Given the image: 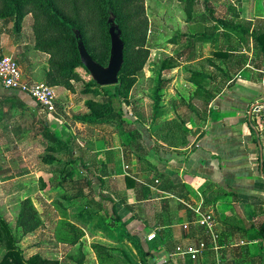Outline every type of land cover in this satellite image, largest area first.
<instances>
[{
	"label": "crops",
	"instance_id": "1",
	"mask_svg": "<svg viewBox=\"0 0 264 264\" xmlns=\"http://www.w3.org/2000/svg\"><path fill=\"white\" fill-rule=\"evenodd\" d=\"M239 10L235 16L214 20L210 31L193 33L189 69L204 73L208 80L194 101L200 114L185 116L196 128L189 141L170 146L157 139L148 125L152 116L142 120L135 116L131 121L139 130L131 135L145 148L142 159L119 132L72 118L71 113L87 99L77 90L55 85L56 110H51L0 81V140L15 139V153H5L7 157L0 161V173L6 172L0 175V190L16 185L20 198L31 196L48 223L49 218L55 220V212L62 216L54 205L55 197L70 190L65 216L84 233L80 245L59 244L60 248L46 243L36 250L53 252L67 247L72 254L81 249L84 258L80 263L71 257L63 261L65 256L58 260L61 264H101L92 242L115 244L113 236L127 231L139 235L150 250L145 264H264V138L257 120L259 115L264 117V0L253 5L243 1ZM11 27H1L0 53L19 63L24 81L46 82L50 55L35 48L30 23L24 22L19 30ZM204 33L208 37L203 38ZM182 67L172 69L178 72ZM175 99L177 106L180 102ZM50 130L68 147L49 151ZM49 153L59 161H45ZM65 168L75 174L60 185V172ZM14 173L19 176L10 179ZM172 183L183 187L165 189ZM201 198L204 208L218 219L217 249L205 229L192 223L194 214L183 202L198 204ZM91 210L111 219L110 226L96 228L93 222L74 217L77 211ZM185 223H190L188 229ZM45 226L32 232V237L50 233ZM156 229L157 237L148 240ZM200 240L206 241L207 248L197 259L176 253L178 245ZM43 256L53 258L52 253Z\"/></svg>",
	"mask_w": 264,
	"mask_h": 264
},
{
	"label": "trees",
	"instance_id": "2",
	"mask_svg": "<svg viewBox=\"0 0 264 264\" xmlns=\"http://www.w3.org/2000/svg\"><path fill=\"white\" fill-rule=\"evenodd\" d=\"M180 1L189 6L198 0ZM208 1L205 0L206 3ZM27 14L33 16L32 28L35 48L50 55L48 68L45 72L46 82L49 85H60L74 90L73 81L83 80L82 75L78 72L80 67L86 69L79 50L81 41L84 42L87 51L97 63L103 66L109 63L111 57L109 28L114 26V22L109 17L112 15L116 16L117 30L120 31L124 45V63L119 72V82L114 86L121 85L123 89H127V92H129L136 81L137 73L143 69L148 60L150 54V49L147 46L149 19L146 14L144 0H0V21L3 25H8L13 21L14 28L19 30L23 26ZM192 37L193 34L192 36L180 34L178 40L172 38L170 41L180 43L183 39L188 45H191ZM202 37H208L207 33L202 34ZM169 67L172 66L169 65ZM165 68L166 66L163 64L161 69ZM128 77L132 78V82L127 85ZM190 78L197 87L196 94H201L208 76L204 73L191 71ZM89 84L99 86L92 79ZM162 90L163 85H158L155 91L159 94ZM160 96L156 99L155 111L159 109ZM1 97L3 99L14 98V96ZM123 103V97L118 91L112 93L107 105L102 104L101 107L103 109L95 110L96 104L88 102L89 111L83 114H76L75 118L85 123L130 124L132 122L128 119L126 120L124 116ZM156 116H152V120L156 119ZM186 122L185 118L182 117L168 118L163 126H160L157 131H153V134L157 139L170 146L185 144L189 141L191 132ZM45 129H49V127L45 125ZM135 132L136 134L139 133V131ZM48 136L50 138L47 145L49 151L58 152L68 147V144L62 142L60 136L51 130L48 132ZM127 139L128 141L125 144L130 145L138 158L142 159V156L145 155V148L132 135L128 136ZM43 159L52 163L59 161L51 153L44 156ZM74 174V170L68 168L61 170L60 185L64 184L66 177ZM127 180L131 179L127 178ZM57 187L59 188L60 186L58 185ZM180 187H183V185L172 183L165 189L171 191ZM63 198H66V195ZM53 202L63 216L67 214L66 205L62 207V202L58 200ZM97 216L100 217L101 215L96 214L93 210L77 211L74 214L76 220H84L86 222ZM65 217L67 218L68 216ZM116 217V219L122 220L119 216ZM44 223L42 214L38 211L33 200L29 197L22 200L16 227L22 232V235L37 230ZM64 223L66 228L65 236L63 238L60 237L59 240L69 244L80 242L81 237L84 235L81 228L69 219L65 220ZM17 229L0 213V264H61L58 259L47 258L40 253L26 256L19 246ZM125 235L126 239L136 249L140 258V262H138L131 258L126 249H122L123 255L127 257V264L148 263L151 252L143 244L142 238L127 231ZM92 246L101 264H125V262H120V260L112 259L113 251L111 250L114 246L98 241L92 242Z\"/></svg>",
	"mask_w": 264,
	"mask_h": 264
},
{
	"label": "rangeland",
	"instance_id": "3",
	"mask_svg": "<svg viewBox=\"0 0 264 264\" xmlns=\"http://www.w3.org/2000/svg\"><path fill=\"white\" fill-rule=\"evenodd\" d=\"M243 1L253 5L256 0H209L208 3H206L205 0H198L189 6H186V4L180 0H144L146 14L149 19L147 46L150 49V54L143 69L137 73L136 81L133 83L129 92H127V89H123L121 85L115 87L114 85L116 84L96 86L89 84L91 79L94 80L92 74L84 67L78 68V72L82 75L83 80H74L73 89L75 91L77 90L80 94L87 96V99L84 101V103H82L80 108H75L76 110L73 111L75 113H71L72 118L76 119L75 115L83 114L84 110H86L85 112L89 111V106L87 104L88 102H93V104H96L94 108L95 110L103 109V107H101L102 104L107 105V101L110 99L112 93H116L118 91L123 97L124 103L122 106L126 120L128 119L131 122L134 121L135 116L141 118L142 120L148 116L157 115L156 119L148 122L149 129L152 131H157L160 126L164 125V122L167 121L169 117H182L186 119L185 116L187 115L195 116L194 114H200L201 111L197 112L195 108L196 106L194 104V101L198 97L196 94L197 87L190 78L191 69H189L191 67V63L189 61L191 57L190 53L193 48L192 40L191 45H188L183 39L180 41V43H173L170 40H172V38L178 40L180 34L192 36L193 33L199 30L210 31L209 24H212L210 26H213L214 24L212 22L214 20H221L237 15L240 12L239 7ZM109 19H111L115 24H118L115 15L110 16ZM24 22H29L30 26L32 27L33 16L31 14H27L25 16ZM9 25L12 26L11 29H14L13 21H11L8 25H3V23L0 21V30L1 27H8ZM31 29L33 31V28ZM32 33L34 34V32ZM179 54H182L183 57L181 58ZM163 64L166 66L165 69H161ZM169 65L172 67H169ZM178 66H180V68L183 66L178 72L172 69ZM131 82L132 78L128 77L127 85ZM158 85H163V90L160 91L159 94L155 91ZM159 96L161 102L158 106L159 109L155 111L156 99L159 98ZM176 97L180 102L179 104L176 103L177 106H175V103H173L176 100ZM186 123L187 127L191 130L189 134V137H191L194 134L193 130L196 128L192 127V123H189L188 121ZM99 124L103 125L107 130L119 132L121 135H123L125 142L128 141V136L135 134V131H139L138 127L134 125L133 122L123 125H114L107 122H102ZM0 141L4 143L3 146L0 147V161H2L3 158L7 157L5 153L8 156H10L12 152L15 153L13 149L15 145V139L3 138V140ZM10 158H12V156ZM34 158L37 161L36 155H34ZM12 160L13 162L16 161L15 155H13ZM39 160L40 157H38V161ZM1 173L6 174L5 171H1ZM17 176H19V174L14 173L10 179H15ZM5 189L6 188L0 190V213L12 224L15 229H17V218L20 212L21 202L25 198L29 197L32 199V197L27 196L24 199H21L20 196L22 193L18 192L17 186L14 184H11L7 187L6 193H4ZM67 191L70 192V190L66 189L63 194L56 196L54 199L62 202V207L66 205V198H63V196L68 195L66 193ZM43 215H47L46 212H43ZM54 216L55 220L53 218H49L50 223H48L47 217V219H45L47 225H42V227L45 226L44 228H46L50 233H44L41 236L32 237V232L22 235V232L17 229L16 231L19 235V246L24 248L26 256H29L35 252L43 255L45 253H52V259L57 258L60 260L63 259V256H65L63 261L71 257L73 261L80 263L79 261L83 260L84 254L82 253L81 249L72 254H68L66 251L68 246L71 247L72 245H78L79 242L76 244H69L59 240L60 237L63 238L65 236L66 228L64 221L68 220L69 216L66 218L65 215L63 216L62 214V216L59 217L57 212H55ZM110 220L111 219L102 215L100 218L95 217L91 219V222H93L94 227L96 228H108L110 226ZM113 238L118 243L111 244V246H114L111 250L113 251L112 259L120 260V262H125V264H127V257L124 256L121 251L122 249H126L131 255V258L138 262L140 261L137 252L134 251L126 241L127 239L125 233L113 236ZM46 243H49L50 246H59L60 248L61 245H65L67 247H65L63 250L57 249V251L55 250L53 252L50 250H36L39 245L46 246Z\"/></svg>",
	"mask_w": 264,
	"mask_h": 264
},
{
	"label": "built area",
	"instance_id": "4",
	"mask_svg": "<svg viewBox=\"0 0 264 264\" xmlns=\"http://www.w3.org/2000/svg\"><path fill=\"white\" fill-rule=\"evenodd\" d=\"M0 81L4 87L10 90H18L27 93L41 107L56 110L58 97L56 88L46 82L28 83L24 81L23 72L19 63L8 54L0 53ZM257 120L259 122L260 136L264 138V117L259 115ZM128 167L129 166L126 165V169H128ZM183 202L194 214L192 223L205 229L206 234L209 235L214 247L217 249L219 232L217 230L218 219L216 214L204 208L203 198H201L198 204H192L186 201ZM189 225L190 223H185L183 227L188 229ZM157 230L158 229L148 235V240H153L157 237ZM206 248V241L200 240L196 244H189L186 246L178 245L176 247V253L181 256H189L192 259H197Z\"/></svg>",
	"mask_w": 264,
	"mask_h": 264
},
{
	"label": "water",
	"instance_id": "5",
	"mask_svg": "<svg viewBox=\"0 0 264 264\" xmlns=\"http://www.w3.org/2000/svg\"><path fill=\"white\" fill-rule=\"evenodd\" d=\"M112 21V20H111ZM113 22V21H112ZM109 28L111 37V57L106 66L97 63L87 51L84 42L79 43L81 59L93 79L102 86L114 85L119 82V72L124 63V45L117 24Z\"/></svg>",
	"mask_w": 264,
	"mask_h": 264
}]
</instances>
